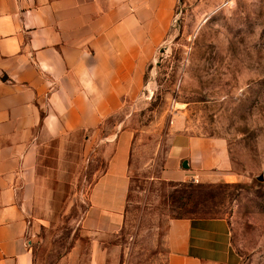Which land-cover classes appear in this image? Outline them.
<instances>
[{"label":"crops","instance_id":"crops-1","mask_svg":"<svg viewBox=\"0 0 264 264\" xmlns=\"http://www.w3.org/2000/svg\"><path fill=\"white\" fill-rule=\"evenodd\" d=\"M177 4L0 0V264H36L38 214L54 194L51 182L68 180L78 148L81 160L89 149L109 152L82 222L88 264H121L115 240L125 223L133 141L127 130L100 132L139 92ZM174 137L164 180L239 181L218 142ZM163 245L165 264L239 263L221 217L171 218Z\"/></svg>","mask_w":264,"mask_h":264},{"label":"rangeland","instance_id":"rangeland-1","mask_svg":"<svg viewBox=\"0 0 264 264\" xmlns=\"http://www.w3.org/2000/svg\"><path fill=\"white\" fill-rule=\"evenodd\" d=\"M120 130L133 141L125 223L115 240L121 264H165L174 217L226 219L238 264H264V0H178L139 92L100 136ZM174 136L218 142L239 181L164 180ZM75 151L68 180L51 182L54 194L38 214L36 264L89 263L82 222L109 152L89 149L81 160Z\"/></svg>","mask_w":264,"mask_h":264},{"label":"water","instance_id":"water-1","mask_svg":"<svg viewBox=\"0 0 264 264\" xmlns=\"http://www.w3.org/2000/svg\"><path fill=\"white\" fill-rule=\"evenodd\" d=\"M185 166H187V164L185 163Z\"/></svg>","mask_w":264,"mask_h":264}]
</instances>
